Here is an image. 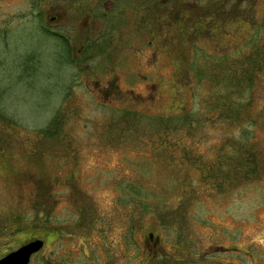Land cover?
<instances>
[{
  "label": "rangeland",
  "instance_id": "obj_1",
  "mask_svg": "<svg viewBox=\"0 0 264 264\" xmlns=\"http://www.w3.org/2000/svg\"><path fill=\"white\" fill-rule=\"evenodd\" d=\"M134 4L0 0V257L41 239L29 264H264V57L232 124L195 117L197 71L173 88L193 51L254 31L264 41V0ZM60 10L65 48L48 19ZM130 108L180 125L188 113L178 139L194 163L232 152L228 177L153 150L143 127L128 130ZM241 165L254 168L246 179Z\"/></svg>",
  "mask_w": 264,
  "mask_h": 264
},
{
  "label": "trees",
  "instance_id": "obj_2",
  "mask_svg": "<svg viewBox=\"0 0 264 264\" xmlns=\"http://www.w3.org/2000/svg\"><path fill=\"white\" fill-rule=\"evenodd\" d=\"M211 13V12H210ZM213 14V12L211 13ZM236 16H234L235 18ZM233 18V19H234ZM237 18V17H236ZM240 19V18H239ZM241 20V19H240ZM246 21V20H241ZM222 22V21H221ZM240 24V23H239ZM246 23L243 25H238L239 29H243ZM201 28L202 25L198 24ZM222 25V23H221ZM247 25H250L247 24ZM251 26V25H250ZM225 28V25H222ZM252 33H248L247 35L243 34L234 41H230V44H225L220 47L217 45V42H213V50L211 52H207V50L202 49L197 46L198 51L192 52V58H189L187 67L183 70L176 73L174 75L175 86H179V84H183L186 79H190L193 77V72L196 73V80L198 83L203 84L207 82L206 85H202L200 87H195V89H190L191 94H196L198 96L197 107L200 108L201 111L196 112L195 117H199L205 121L221 120L225 125L232 124L237 119V115L240 111L245 112L247 110V104L250 103V98L246 99V89L249 87L248 84L252 81V76H255L256 70L261 69V63L264 57V41L258 40V33L256 31ZM239 44L235 48V46ZM245 48V49H244ZM195 63L198 64L196 68L194 67ZM245 65V67H243ZM257 66V67H256ZM243 67V68H242ZM256 67V68H255ZM202 73V74H199ZM192 81H188V86L191 87L190 84ZM236 93H240L241 102L244 99L242 104H236L232 99V95ZM124 109V108H122ZM129 111H134V117H129L127 120L128 130H135V127L138 125L143 127V131H145L146 140L150 143H155L153 150L157 149L159 146H163L165 149H169L170 152H167L168 157H179L186 162L188 158H182L187 156L189 160L192 161L193 166L196 167L198 171V178L208 179L213 178L216 175H223L224 178L228 177L229 174V166L232 162V158L229 156L232 155L229 153V156H217L215 157V161L207 162L202 159L197 163H194L193 156H197L190 148L189 144H182L181 140L178 139V136L181 135H189L191 133V127L194 123L191 116L188 113L185 116L186 124H177V113H174L169 116V114H165V116L152 115L144 112H138L137 109L130 108ZM139 113V114H138ZM184 113V112H183ZM181 113V114H183ZM141 114L140 117H137ZM230 115H234V119L229 117ZM160 125H159V121ZM153 121V126L149 124V121ZM239 120V117L236 121ZM150 125V126H149ZM240 128V127H238ZM241 129V128H240ZM240 132V130H239ZM238 132V137L244 138L245 140H249L248 136L244 131ZM42 135L52 136L49 129L45 128ZM240 135V136H239ZM219 144V143H218ZM219 150H223L221 146L218 147ZM224 148V147H223ZM225 150V148H224ZM231 151V150H230ZM255 151L250 152L251 161L255 163L256 154ZM241 172L239 178L246 179L253 171L254 168L250 166V168H243V165L240 166ZM239 171V170H237Z\"/></svg>",
  "mask_w": 264,
  "mask_h": 264
},
{
  "label": "flooded vegetation",
  "instance_id": "obj_3",
  "mask_svg": "<svg viewBox=\"0 0 264 264\" xmlns=\"http://www.w3.org/2000/svg\"><path fill=\"white\" fill-rule=\"evenodd\" d=\"M98 1H100V0H94V2L95 3H98ZM116 1H119V0H116ZM135 1V4H134V7L135 8H137V9H139L138 7H139V5L142 3V2H144V0H134ZM60 12H61V10H60ZM62 13L63 12H61L56 18L55 17H49L48 19H49V21L51 22V23H53L55 20L57 21V23H58V25L60 26V31H58L57 32V38H58V43H61L62 45H63V47L65 48L66 46H65V36H64V33H63V30H64V19L66 18L64 15H62ZM212 13V12H211ZM210 12H209V15H210V17H212V15L213 14H211ZM89 14V13H88ZM102 16H105V13H103V11L100 13ZM141 14V12L139 13V15ZM139 15H137L138 17H139ZM207 19H211V18H207ZM182 20H185V19H182V16H181V20L180 21H176V20H174L173 19V21H174V23L177 25V26H181V22H182ZM219 22H221V20H222V16H220L219 17ZM176 21V22H175ZM191 23V22H190ZM222 23V25L224 24V22L222 21L221 22ZM191 24H193V23H191ZM220 27H222V26H220ZM219 27V28H220ZM101 31V30H100ZM190 31H192L191 33H189L190 35H192V37H189L188 38V40H192V38H193V33L195 32V27H193L192 25L190 26ZM101 32H103V31H101ZM51 33V32H50ZM52 34H55V33H52ZM96 36H98V35H96ZM82 48H80V50H81ZM98 83L96 82V85H97ZM11 251H13V250H11ZM10 252V251H9ZM8 252V253H9ZM86 255V254H85ZM94 258H92V257H90V258H88V256H85L84 258H83V260H84V262L86 263L87 262V264H97V261H96V259H94ZM29 261V260H28ZM93 261V262H92ZM29 264V263H28ZM101 264H112V263H110V261H108V260H105V261H103Z\"/></svg>",
  "mask_w": 264,
  "mask_h": 264
},
{
  "label": "water",
  "instance_id": "obj_4",
  "mask_svg": "<svg viewBox=\"0 0 264 264\" xmlns=\"http://www.w3.org/2000/svg\"><path fill=\"white\" fill-rule=\"evenodd\" d=\"M42 240H32L28 244H23L13 252L8 253L0 258V264H28V259L31 253L38 252L42 245Z\"/></svg>",
  "mask_w": 264,
  "mask_h": 264
},
{
  "label": "bare ground",
  "instance_id": "obj_5",
  "mask_svg": "<svg viewBox=\"0 0 264 264\" xmlns=\"http://www.w3.org/2000/svg\"><path fill=\"white\" fill-rule=\"evenodd\" d=\"M29 260V259H28Z\"/></svg>",
  "mask_w": 264,
  "mask_h": 264
}]
</instances>
